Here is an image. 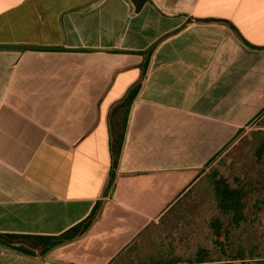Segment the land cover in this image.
Instances as JSON below:
<instances>
[{"label": "crops", "instance_id": "crops-1", "mask_svg": "<svg viewBox=\"0 0 264 264\" xmlns=\"http://www.w3.org/2000/svg\"><path fill=\"white\" fill-rule=\"evenodd\" d=\"M263 115L264 0H0V234L89 222L0 264H125Z\"/></svg>", "mask_w": 264, "mask_h": 264}, {"label": "rangeland", "instance_id": "rangeland-1", "mask_svg": "<svg viewBox=\"0 0 264 264\" xmlns=\"http://www.w3.org/2000/svg\"><path fill=\"white\" fill-rule=\"evenodd\" d=\"M263 144V145H262ZM262 145V148H261ZM264 115L256 118L211 162L200 182L187 191L157 224L144 231L125 253V264L177 260L193 262L199 253L212 264H264ZM215 176L245 192L244 219L219 236L210 226L220 217L212 190ZM241 249L245 259H231Z\"/></svg>", "mask_w": 264, "mask_h": 264}, {"label": "trees", "instance_id": "trees-1", "mask_svg": "<svg viewBox=\"0 0 264 264\" xmlns=\"http://www.w3.org/2000/svg\"><path fill=\"white\" fill-rule=\"evenodd\" d=\"M132 95L126 100L125 104L130 103ZM123 103V104H124ZM123 114V119H124ZM122 130V127H121ZM122 133L113 137L111 148L113 154V165L116 164L117 156L121 147ZM263 145V144H262ZM261 145V148H262ZM264 150V149H262ZM213 195L216 200V205L220 213V217L213 218L210 221V226L215 229V233L219 236V229L224 227V221L221 217L227 219L229 226L238 225L244 219L245 209V192L242 188L230 185L223 177L215 176L212 180ZM89 222L79 223L65 232L57 236H45V235H13V234H0V241L8 244H13V247L26 254L42 255L47 252L51 247L60 244L65 241H69L74 237L80 235L85 231ZM231 259L244 260L245 254L241 249L237 250L231 255ZM214 261L211 257L205 256L202 253L195 258L193 262L197 264H212ZM177 260L168 259L165 261H149L147 264H176Z\"/></svg>", "mask_w": 264, "mask_h": 264}]
</instances>
